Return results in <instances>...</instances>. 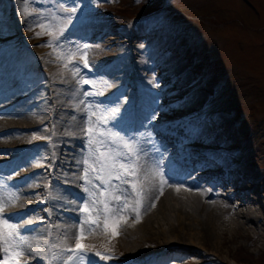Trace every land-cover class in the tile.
<instances>
[{
    "label": "bare ground",
    "instance_id": "obj_1",
    "mask_svg": "<svg viewBox=\"0 0 264 264\" xmlns=\"http://www.w3.org/2000/svg\"><path fill=\"white\" fill-rule=\"evenodd\" d=\"M144 27L142 19L112 27L85 24L71 30L65 38L68 46L57 44L58 52L34 49L35 67L45 73L47 81L33 89L19 90L12 85V58L0 57V217L8 218L20 232L32 226L27 235L24 231L31 249L28 246L25 255L37 256L39 227L46 228V239L48 232L52 233L50 242L56 241L58 247H72L81 235H76V228L95 225L91 221L98 218L94 211L83 210L85 205L95 208L94 198L82 199L80 195V189L88 188L84 170L90 155L83 143L88 125L79 102L81 89L74 87L79 84L93 89L106 87L108 92L114 90V84L127 87L124 96L135 98L136 114L144 116L128 135L139 150V171L137 177L125 176L129 182L125 193L130 197V203L124 202L127 209L118 211L122 203L116 202L110 213L109 232L93 229L83 233L80 243L103 241V247L127 261L161 254L177 263H191L198 256L219 257L208 251L218 250L238 237L263 239L264 155L255 153L242 139L225 141L226 125L218 117L222 109H214L204 95L196 98L197 91L206 84L189 50L178 37L146 31ZM118 56L121 66L117 70L94 73L103 66L97 68L93 62ZM70 64H78L81 71H65ZM168 67L172 69L165 71ZM53 74L61 76L58 91L48 82ZM85 80L89 83L84 84ZM144 87L151 102L143 95L138 98ZM35 88L44 89L46 97H37ZM46 103L55 106V124L49 132L45 127L52 121ZM29 109H35L34 114ZM47 140L53 143L47 144L45 153L32 163L18 157L34 143L46 144ZM218 142L224 143L225 150L217 152L220 158L216 160L211 149ZM166 150L178 156L173 162L187 166V175L196 181L188 194L171 185H175L174 178L161 160ZM129 155L128 165L134 166L137 161ZM190 159L193 164L188 167ZM112 162L111 156L108 166L101 170L102 176L103 172L114 171ZM162 179L167 183L162 184ZM109 186L111 193L123 194L117 181L111 180ZM138 191L142 196H137ZM68 194L76 196L77 202L62 204ZM45 201H49L47 207L41 204ZM60 215H68L75 226L70 220H59ZM114 230L119 234L113 235ZM208 246L212 248L206 251Z\"/></svg>",
    "mask_w": 264,
    "mask_h": 264
},
{
    "label": "rangeland",
    "instance_id": "obj_2",
    "mask_svg": "<svg viewBox=\"0 0 264 264\" xmlns=\"http://www.w3.org/2000/svg\"><path fill=\"white\" fill-rule=\"evenodd\" d=\"M92 1H97V4L90 6ZM87 2H89L87 7L79 6L81 9H79L78 18L94 25L106 24L110 27L125 23L131 25L138 18L142 21L148 20L149 26H162L168 33L182 39L190 56H195L194 65L206 71L204 83L210 84L215 80H221L224 75V81L218 83V89L214 90L210 85H203L196 98L200 99L204 95L208 102L212 101L210 103L214 109H222L218 117L224 126L226 125V142L231 143L242 139L243 142L249 143L255 153L264 155V142L260 143L264 140V0H87ZM65 4L71 3L63 1L62 6H66ZM102 5L106 8L112 6V10H121L123 13L114 15L97 12L96 6ZM69 6L72 8L71 5ZM157 8H161L157 11L161 12L158 17L148 16ZM48 9L36 6L33 0L18 2L13 0V3L9 0L6 6L0 3V18L3 19L0 21V34L14 31L17 41L27 40L32 44L38 40H50V36L57 30L56 25H51L48 15L54 14L57 8L53 7V11ZM181 12L192 14L193 18L184 16ZM33 47L42 48L43 45L34 44ZM54 48L55 46L52 48L54 51H59ZM42 49L47 48L44 46ZM52 66L57 70L62 69L58 65ZM54 76L57 75L54 74ZM60 79L61 77H58V80ZM228 112H234L235 118ZM236 121L240 123L238 128L233 127ZM218 131L220 133L222 130ZM95 137L96 135H93V139ZM88 140L89 137L87 142H84V146L88 152L89 148L91 150L89 166L95 167L96 162H100L96 160L95 150H92V144L88 145ZM250 157L254 159V156ZM262 163L264 165V156ZM93 194L96 197L95 200L99 202L97 204L99 214H105L103 204L106 200L101 202V195L96 192ZM109 207L112 209V204H109ZM110 226L108 220L107 227ZM99 229L107 232L105 225L103 228L99 226L97 230ZM262 237L263 239L238 237L235 242L220 245L218 250L208 246L206 251L212 248L208 252L219 255L209 260L203 256L196 257L191 263H177L174 259L169 257L168 259L170 264H264V232ZM99 242L103 243V241ZM95 245L89 244L85 249L89 256L86 258L87 264L89 262L90 264H167L166 256L152 257L150 260L133 258L135 259L133 262H122L116 260L115 256L111 257L103 253L102 255L109 258L101 259L96 253L104 251ZM110 246L113 249V244ZM40 248L42 254V247ZM90 252H94L95 256L91 257ZM3 256L5 257V253Z\"/></svg>",
    "mask_w": 264,
    "mask_h": 264
},
{
    "label": "snow or ice",
    "instance_id": "obj_3",
    "mask_svg": "<svg viewBox=\"0 0 264 264\" xmlns=\"http://www.w3.org/2000/svg\"><path fill=\"white\" fill-rule=\"evenodd\" d=\"M65 11L67 12L68 9H65ZM72 13L76 12V8L75 6H72L71 8ZM68 22L70 23L72 20V17L69 16L68 18ZM41 27H43V25H41ZM51 35V33H49ZM48 47H53L52 44L47 45ZM85 63V67H88L87 64V60L85 59L84 61ZM84 84H88L89 82L87 80H85L83 82ZM102 119H104L102 117ZM86 132L88 133L89 136V143H93L92 140V136L93 135H97V136H104V132L100 131L98 129H93L92 127H89L86 129ZM122 146L128 150L129 152V158L130 159H134L137 161V163L133 166V165H127L125 163H121L119 165V171L116 172V174L113 176L111 172H109V176L112 177L113 179L116 180H120L122 179L120 172H123L125 174V176H133V177H137L138 175V171H139V150L137 148H134V146L129 143L128 141H123L122 142ZM96 152L98 153V160L101 163L102 168L100 170H103L104 167L108 166L107 165V161L109 159H111V153L110 152H105V151H101L100 148H96ZM85 163H87L85 161ZM92 171H98V169H96L94 166H90ZM112 168H115V164L113 162V164L111 165ZM88 172L87 170H85V182L89 183L90 181H88ZM97 179H100V177L98 176ZM101 183H103V181H101ZM162 184H166L167 181L166 180H161ZM132 187H136L135 184L132 185ZM85 191H87V189H85ZM101 195H104L103 192H101ZM137 196H142V192L138 191L137 192ZM114 200L119 202L121 200V197L119 195H114ZM94 205L97 204V201H93L92 202ZM137 203H140V201H137ZM154 206V205H153ZM128 205L127 204H123L122 207L118 210L120 212H123L125 209H127ZM103 209L105 212H110L111 209L109 207V204L107 202H104L103 204ZM86 213L90 212V211H96L98 216H99V209L98 208H93L90 209L88 207V205L84 206L83 209ZM3 211L2 206H0V212ZM113 216H115V213H112ZM139 215V213L137 212V216ZM110 217L105 216L104 219V224H105V228H107L108 226V219ZM88 221H86L87 223ZM91 223L97 225V227L100 224V220L99 218H97L94 221H91ZM83 227H81L80 229V233L81 235L77 237V243H76V247L72 248V247H64L62 250L69 253V255L66 257L65 260V264H84L85 262V256H84V252H85V246L82 245L79 241L81 239H83ZM119 233L117 231H113V235H118ZM0 247L3 248V252L5 253V260L0 261V264H6V260L10 259L12 257L16 258V264H20V258L24 255V251L23 249L25 247H27V241L24 240L23 238V234L17 229V227L14 224L9 223V219L6 217H0ZM97 256H100L101 259H108L109 257L102 255L101 253L97 252L96 253ZM90 264V262H89Z\"/></svg>",
    "mask_w": 264,
    "mask_h": 264
}]
</instances>
